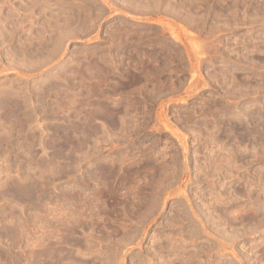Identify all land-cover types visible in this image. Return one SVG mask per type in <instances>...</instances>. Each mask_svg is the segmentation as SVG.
Segmentation results:
<instances>
[{
    "label": "rangeland",
    "instance_id": "rangeland-1",
    "mask_svg": "<svg viewBox=\"0 0 264 264\" xmlns=\"http://www.w3.org/2000/svg\"><path fill=\"white\" fill-rule=\"evenodd\" d=\"M0 264H264V0H0Z\"/></svg>",
    "mask_w": 264,
    "mask_h": 264
}]
</instances>
